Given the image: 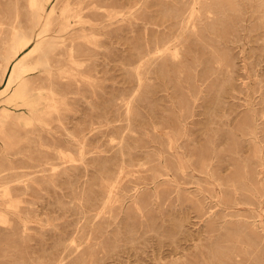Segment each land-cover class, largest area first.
Segmentation results:
<instances>
[{"label":"rangeland","instance_id":"374dc122","mask_svg":"<svg viewBox=\"0 0 264 264\" xmlns=\"http://www.w3.org/2000/svg\"><path fill=\"white\" fill-rule=\"evenodd\" d=\"M192 2L70 0L78 65L54 72L58 111L39 131L0 116V264H264L262 17L215 0L194 32ZM158 5L179 56L140 83Z\"/></svg>","mask_w":264,"mask_h":264},{"label":"bare ground","instance_id":"6f19581e","mask_svg":"<svg viewBox=\"0 0 264 264\" xmlns=\"http://www.w3.org/2000/svg\"><path fill=\"white\" fill-rule=\"evenodd\" d=\"M214 1L193 0L186 13V25L192 31L196 32L198 26L202 32L212 29L206 27L203 19L207 20L212 11L221 9ZM255 1L248 7L251 9L248 19L254 20V13L262 17L259 36L264 37V0ZM157 8L151 20L159 28L153 34V49L148 44L145 46L135 69L140 83L144 79L141 71L150 62L165 55L172 59L179 56V49L173 42L178 41V37L171 31L172 18L167 15L172 12L160 5ZM118 16L122 14L114 13L112 19ZM74 17H77V12L70 7V0L0 2V84L5 80L0 91V96H3L0 116L13 117L18 125L39 131L44 125L42 117L58 111L61 98L52 81L54 72L61 78H73L78 65L74 45L76 31L72 24ZM175 18L178 20V15ZM83 39L88 40L87 37ZM35 72L45 77L43 81L48 83L47 86L32 83L29 77ZM19 111L22 112L19 114ZM218 186L222 189L223 183H218ZM209 189L215 191L212 187Z\"/></svg>","mask_w":264,"mask_h":264}]
</instances>
